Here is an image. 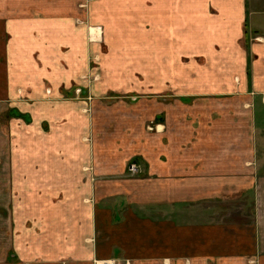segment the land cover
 <instances>
[{
    "label": "crops",
    "instance_id": "0c3cea01",
    "mask_svg": "<svg viewBox=\"0 0 264 264\" xmlns=\"http://www.w3.org/2000/svg\"><path fill=\"white\" fill-rule=\"evenodd\" d=\"M262 4L0 0V264H264Z\"/></svg>",
    "mask_w": 264,
    "mask_h": 264
},
{
    "label": "built area",
    "instance_id": "2783aa9c",
    "mask_svg": "<svg viewBox=\"0 0 264 264\" xmlns=\"http://www.w3.org/2000/svg\"><path fill=\"white\" fill-rule=\"evenodd\" d=\"M140 171L139 165L135 161H131L128 165V172L131 175H136ZM112 263V262H111ZM111 263H106V264H111Z\"/></svg>",
    "mask_w": 264,
    "mask_h": 264
},
{
    "label": "rangeland",
    "instance_id": "374dc122",
    "mask_svg": "<svg viewBox=\"0 0 264 264\" xmlns=\"http://www.w3.org/2000/svg\"><path fill=\"white\" fill-rule=\"evenodd\" d=\"M255 1V0H254ZM262 6L264 7V4H262ZM137 69H138V71L140 70L141 71V64H140V67H137ZM258 112H262V111H258ZM263 113H264V111H263ZM153 124L151 123L148 127H149V129L146 127V129H148V131H153V130H151L152 128L151 127H154V126H152Z\"/></svg>",
    "mask_w": 264,
    "mask_h": 264
},
{
    "label": "flooded vegetation",
    "instance_id": "af4514ba",
    "mask_svg": "<svg viewBox=\"0 0 264 264\" xmlns=\"http://www.w3.org/2000/svg\"><path fill=\"white\" fill-rule=\"evenodd\" d=\"M77 91H78V93H80V92H81V90H77ZM87 98H88V99H90L91 97H89V95H88V96H87Z\"/></svg>",
    "mask_w": 264,
    "mask_h": 264
}]
</instances>
